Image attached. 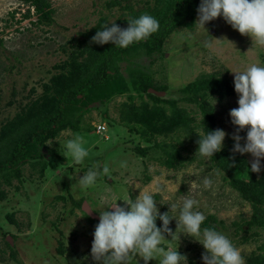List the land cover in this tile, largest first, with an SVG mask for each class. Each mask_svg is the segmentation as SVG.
I'll list each match as a JSON object with an SVG mask.
<instances>
[{
  "label": "rangeland",
  "instance_id": "1",
  "mask_svg": "<svg viewBox=\"0 0 264 264\" xmlns=\"http://www.w3.org/2000/svg\"><path fill=\"white\" fill-rule=\"evenodd\" d=\"M49 1L51 26L36 24L31 13L24 18L29 6L19 0H0V133L42 94L43 84L56 73L53 66L68 59L61 47L71 37L100 17L112 22L121 14L117 7L107 8L111 0ZM145 3L153 0L131 1L136 8ZM136 62L151 72L155 85L164 86L159 96L177 100L179 107L189 106L179 90L201 75L234 82L262 77L264 0H207L192 29L174 30L159 53ZM112 100L86 112L79 133L67 129L47 142L39 151L42 159L19 165L18 175L0 174V264H104L98 231L77 202L86 203L107 226L155 215L169 219L150 242L121 235L106 258L111 264H216L218 259L245 264L250 252L264 254L257 249L264 245V230L236 231V224L250 219L251 206L222 183L209 158H197L190 145L189 152H181L183 165L167 168L164 161L179 141L156 137L155 146L145 142L120 122L118 105L126 97ZM134 101L151 104L145 95ZM207 101L214 109L218 148L263 172L264 92ZM192 108L198 122V108ZM104 123L107 131L99 135L95 126ZM237 127L252 130L251 139L240 137ZM136 145L147 154H136ZM207 217L216 220L209 222L212 230L199 223ZM243 236L248 240L240 243Z\"/></svg>",
  "mask_w": 264,
  "mask_h": 264
},
{
  "label": "trees",
  "instance_id": "2",
  "mask_svg": "<svg viewBox=\"0 0 264 264\" xmlns=\"http://www.w3.org/2000/svg\"><path fill=\"white\" fill-rule=\"evenodd\" d=\"M19 1L29 6L24 18L31 13L37 17L36 24H54V10L49 0ZM131 1L106 2L107 8L117 7L121 14L112 22L100 17L95 25L77 33L61 47L68 59L53 66L56 73L43 84L42 94L31 100L29 106H23L1 130L0 174L18 175V166L28 160L42 159L39 151L47 142L58 138L62 131L69 129L72 133H79V122L86 112L107 105L115 97L125 96L126 100L118 105L119 120L130 132L147 143L153 142L154 146L156 137H175L179 141L172 155L164 161L167 168L182 166L181 152H189L191 145L196 155L199 154L197 158H209L211 166L221 174L222 183L251 206L250 219L244 224H236V231L247 233L254 227L264 230V171L258 174L244 157L226 148H218L214 109L207 101L209 97L221 100L248 92H264V76H244L234 82L216 74L201 75L179 90L185 95L181 100L189 104L188 108L179 107L175 99L149 93V89L159 92H166V89L155 85L151 72L143 71L136 60L159 53L174 30L192 29L196 15L207 7V0H153L152 5L145 3L138 8ZM31 9L33 12L29 11ZM144 95L151 104L134 101L136 97L143 99ZM192 107L198 108V122ZM101 113L105 114L104 111ZM236 130L240 137L251 139L252 130L242 127ZM181 138L184 139L180 141ZM134 147L136 154L143 156L148 152L139 145ZM193 160L194 157L189 162ZM40 165L42 170L45 165ZM82 203L76 204L81 207ZM84 215L98 231L104 264H111L106 258L116 248L121 235L128 234L135 241L146 243L169 223L167 216L155 215L107 226L101 220ZM210 221L216 220L207 217L199 223L204 230H212ZM252 234L259 233L254 231ZM247 240L243 236L240 243ZM257 249L264 251V245ZM58 251L62 252L60 248ZM244 259L245 264H264V254L254 251ZM216 264H224V261L218 259Z\"/></svg>",
  "mask_w": 264,
  "mask_h": 264
},
{
  "label": "water",
  "instance_id": "3",
  "mask_svg": "<svg viewBox=\"0 0 264 264\" xmlns=\"http://www.w3.org/2000/svg\"><path fill=\"white\" fill-rule=\"evenodd\" d=\"M149 92H150V93H154V94H156V95H161V94L163 95L162 92H157V91L152 90V89H150ZM82 211H83L84 213H86L89 217H91L92 219L100 220V218H99L94 212H92V211L90 210V208L87 206L86 203H83V204H82Z\"/></svg>",
  "mask_w": 264,
  "mask_h": 264
},
{
  "label": "clouds",
  "instance_id": "4",
  "mask_svg": "<svg viewBox=\"0 0 264 264\" xmlns=\"http://www.w3.org/2000/svg\"><path fill=\"white\" fill-rule=\"evenodd\" d=\"M150 90V89H149ZM153 90V89H152ZM149 92V91H148ZM157 92H159V91H157ZM150 93V92H149ZM163 93V92H162ZM154 94V93H153ZM156 95V94H155ZM157 96H159V95H157ZM101 123V122H100ZM98 125H100V124H98ZM98 125H96L95 126V128L98 126ZM104 126H105V131H101V132H99V135H102L103 133H105L106 131H107V126H106V124L104 123ZM96 130H97V128H96ZM103 138H107V136L105 135Z\"/></svg>",
  "mask_w": 264,
  "mask_h": 264
},
{
  "label": "built area",
  "instance_id": "5",
  "mask_svg": "<svg viewBox=\"0 0 264 264\" xmlns=\"http://www.w3.org/2000/svg\"><path fill=\"white\" fill-rule=\"evenodd\" d=\"M96 128H97L98 132L105 131V126L104 125H98Z\"/></svg>",
  "mask_w": 264,
  "mask_h": 264
}]
</instances>
